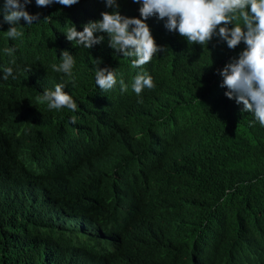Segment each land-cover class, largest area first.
I'll return each mask as SVG.
<instances>
[{"label": "trees", "instance_id": "16d2710c", "mask_svg": "<svg viewBox=\"0 0 264 264\" xmlns=\"http://www.w3.org/2000/svg\"><path fill=\"white\" fill-rule=\"evenodd\" d=\"M117 3L121 15L140 18V4ZM3 5L0 264H264V127L225 96L218 75L243 43L229 49L213 37L189 45L154 15L146 23L167 51L134 68V57L115 54L106 34L91 49L64 35L112 12L104 0L70 7L32 0L25 10L40 23L21 19L16 39L5 34ZM64 50L75 59L71 76L52 68ZM94 59L116 70L111 90L96 85ZM7 67L13 76L4 80ZM140 71L155 87L137 95ZM57 84L75 112L37 99ZM19 125L22 142L11 136ZM100 236L110 249L98 247Z\"/></svg>", "mask_w": 264, "mask_h": 264}, {"label": "clouds", "instance_id": "9594fccd", "mask_svg": "<svg viewBox=\"0 0 264 264\" xmlns=\"http://www.w3.org/2000/svg\"><path fill=\"white\" fill-rule=\"evenodd\" d=\"M79 0H35L37 7H47L53 3L70 7L77 4ZM140 4L138 11L140 18H129L119 12L117 0H104L107 8L112 12H102L101 19L89 21L83 25V31H77L71 24L64 33L69 42L75 41L84 48L91 49L105 41L107 35L108 47L117 55L125 58H133L132 67L142 68L149 63L154 55L166 52L165 47L158 46L152 36L151 29L146 21L151 16H157L165 20V28L178 33L189 45L199 44L207 46L213 39L226 42L229 49H236L241 43L246 47L238 58L227 63L218 75L222 77L220 87L226 88L225 96L234 100L237 105H242V111L251 113L254 121L264 127V0H133ZM32 0H4L3 23L9 25L5 32L6 36L16 39L23 36L21 19L26 22L27 27L40 23L39 14L30 15L26 6ZM51 17H45L43 21ZM2 26V24H0ZM218 29V31H217ZM100 34V35H97ZM5 53L11 56L14 48H5ZM62 63L53 65L56 72H62L68 76L72 75L75 64L74 56L64 50L60 53ZM95 61V83L103 91L111 90L116 84V70L110 67L100 68L101 60ZM13 76V69H4L2 79L7 80ZM15 78V77H13ZM121 91H127L123 79L119 81ZM155 87L153 78L145 71L138 72L134 77L132 89L140 95L147 88ZM64 84H57L54 90L45 89L37 97L41 103H47V107L60 110L67 108L75 112L78 105L71 95L64 91ZM30 102L32 98H24ZM76 123V118L71 119ZM14 140H24L22 126H17L11 131ZM40 192L32 193L36 197ZM77 228L82 225H76ZM87 244L93 248L96 238L87 233ZM98 247L110 249L106 239L100 236ZM97 247V248H98Z\"/></svg>", "mask_w": 264, "mask_h": 264}]
</instances>
